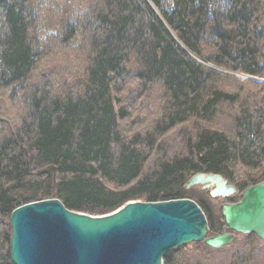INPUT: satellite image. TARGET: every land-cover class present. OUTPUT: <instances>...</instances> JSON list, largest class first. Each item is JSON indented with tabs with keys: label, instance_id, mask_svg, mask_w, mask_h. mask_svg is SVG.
Returning a JSON list of instances; mask_svg holds the SVG:
<instances>
[{
	"label": "trees",
	"instance_id": "1",
	"mask_svg": "<svg viewBox=\"0 0 264 264\" xmlns=\"http://www.w3.org/2000/svg\"><path fill=\"white\" fill-rule=\"evenodd\" d=\"M77 1L73 14L68 0H0V264H13L10 218L28 203L103 216L190 198L217 234L222 215L189 179L264 181V0ZM50 21L54 50L78 53L80 69L39 70ZM226 71L253 80L227 90ZM258 242L240 235L230 264H248L242 249ZM185 249L164 264H181L179 251L204 264Z\"/></svg>",
	"mask_w": 264,
	"mask_h": 264
},
{
	"label": "water",
	"instance_id": "2",
	"mask_svg": "<svg viewBox=\"0 0 264 264\" xmlns=\"http://www.w3.org/2000/svg\"><path fill=\"white\" fill-rule=\"evenodd\" d=\"M211 198L240 196L222 206L224 228L210 235L207 216L190 198L131 201L103 216L70 210L58 198L16 208L11 214L13 264H163L177 248L204 242L220 249L235 233L264 242V181L240 192L221 174L197 173L185 185Z\"/></svg>",
	"mask_w": 264,
	"mask_h": 264
},
{
	"label": "rangeland",
	"instance_id": "3",
	"mask_svg": "<svg viewBox=\"0 0 264 264\" xmlns=\"http://www.w3.org/2000/svg\"><path fill=\"white\" fill-rule=\"evenodd\" d=\"M71 1L72 0H68V2H67L68 7L67 8L70 9L73 14H75V10H77V8H78L77 7L78 1L76 0L77 2H73L71 8H69V3ZM79 1L81 3H83L82 0H79ZM64 5H66V3ZM154 9H155V7H154ZM54 27H56V24L53 21L48 22L46 24L47 29H44L42 36H41V38L43 39L45 44L53 45V48L51 47L53 50L57 49V47H58V45H56L57 43L54 42V39H55L54 36L56 34V30L54 31ZM47 39H50V40H47ZM54 65L64 66L63 68L67 72L80 69V66H81L78 53L70 50L69 48H64L61 50L52 51L47 57H45L39 63L38 68H39V70L46 71L47 69H49V67L54 66ZM223 74L229 76V77H226L227 82L224 83V87L226 86L227 90H234L235 85L238 83L248 84L253 80V78L251 79V76H249V75L236 74V73L231 72V71L223 72ZM258 80H259L258 82L264 83V79H261V80L258 79ZM238 86H241V85H238ZM146 119H149L148 115H146ZM190 189H194L197 192L203 193L205 195V197H207L209 199V202H210L212 209L214 211L220 213L221 215H222L223 204L226 202H230V201H227L228 198L227 199L211 198L205 190L201 189L200 186H193ZM190 189H187V190H190ZM236 197L237 196H234V197L229 198V199H233ZM237 198H239V197H237ZM223 221H224V218H223ZM224 225H225V222H224ZM224 225H223L221 231H223ZM11 231H12V227H11ZM235 234H236L235 240L238 237H240V235L247 236V235L240 234V233H235ZM210 235H216V234H211V232H210ZM249 235H252V234H249ZM235 240H234V242H235ZM234 242L231 243L230 245L225 246V247L220 248V249L212 248L203 242L209 248L216 250V252H213L212 250H208V251L202 250V252L204 253L203 255L197 253V251H196L197 250L196 245L199 243H202V242L191 243V244L184 246V247L186 248L185 251H187L189 253L196 252V254L193 258L198 257V259L201 260L204 264H230L231 254L237 249V247L239 249V246H237L238 244H235ZM247 245H249V244H247ZM184 247H181V248H184ZM242 250L245 251V253H244L245 256H247L249 253L251 254L250 255L251 256L250 261L248 264H264V242L263 241H262V243L258 242V247L247 246V247H243ZM183 256H184V253L182 251H179L176 253V257L178 258V260H180L182 262L181 264H185L184 263L185 261H183ZM200 256H202V257L200 258Z\"/></svg>",
	"mask_w": 264,
	"mask_h": 264
},
{
	"label": "bare ground",
	"instance_id": "4",
	"mask_svg": "<svg viewBox=\"0 0 264 264\" xmlns=\"http://www.w3.org/2000/svg\"><path fill=\"white\" fill-rule=\"evenodd\" d=\"M235 186V185H234ZM252 186V185H251ZM236 187V186H235ZM250 187V186H249ZM237 188V187H236ZM248 188V187H247ZM240 192H242V191H244L246 188H244V189H239V188H237ZM237 197H239L240 198V200H241V197L240 196H237ZM239 201V200H238ZM229 203H236V202H229ZM120 209V208H119ZM169 254V253H168ZM165 258V257H164ZM163 264H164V259H163Z\"/></svg>",
	"mask_w": 264,
	"mask_h": 264
},
{
	"label": "flooded vegetation",
	"instance_id": "5",
	"mask_svg": "<svg viewBox=\"0 0 264 264\" xmlns=\"http://www.w3.org/2000/svg\"><path fill=\"white\" fill-rule=\"evenodd\" d=\"M239 201H240V199H239ZM238 202V201H237ZM222 231H220L218 234H220Z\"/></svg>",
	"mask_w": 264,
	"mask_h": 264
}]
</instances>
